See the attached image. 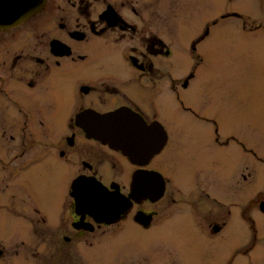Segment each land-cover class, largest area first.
I'll list each match as a JSON object with an SVG mask.
<instances>
[{
    "label": "flooded vegetation",
    "instance_id": "af4514ba",
    "mask_svg": "<svg viewBox=\"0 0 264 264\" xmlns=\"http://www.w3.org/2000/svg\"><path fill=\"white\" fill-rule=\"evenodd\" d=\"M254 45L264 0H44L0 30V264H154L177 222L198 264H264V153L200 108Z\"/></svg>",
    "mask_w": 264,
    "mask_h": 264
},
{
    "label": "rangeland",
    "instance_id": "374dc122",
    "mask_svg": "<svg viewBox=\"0 0 264 264\" xmlns=\"http://www.w3.org/2000/svg\"><path fill=\"white\" fill-rule=\"evenodd\" d=\"M226 49V47H225ZM226 51H223L224 62L220 66L216 78H210V85L207 83L206 93L211 97V104L203 102L200 108L217 111V117L221 124V132L224 136H235L238 141L244 144L255 146L264 153V45L252 48H244L237 51L234 58ZM199 104V103H197ZM185 120H190L189 118ZM174 170L176 168L174 167ZM41 180L44 181L42 186ZM48 177L38 178L39 191H49ZM46 188V189H45ZM7 192H0V204L6 200ZM240 208H237V215ZM0 216H6L0 210ZM181 220V219H180ZM254 222L256 232L255 250L263 249L264 253V216L259 212L258 207L254 209ZM177 222L175 227L168 230L170 235L159 239L158 251L154 264H161L170 259L169 264H198L200 253V240L188 239L187 230L184 224ZM233 232L239 231L237 229ZM145 238V237H142ZM220 248L216 252L217 259L228 256L232 253V242H220ZM171 246L173 252L167 250ZM208 257V256H207ZM202 264L204 258L201 255ZM153 260V259H152ZM224 258L221 259L223 262ZM244 259L239 258L237 264H244ZM219 262V261H218ZM208 263V262H207ZM209 264V263H208Z\"/></svg>",
    "mask_w": 264,
    "mask_h": 264
},
{
    "label": "water",
    "instance_id": "95a60500",
    "mask_svg": "<svg viewBox=\"0 0 264 264\" xmlns=\"http://www.w3.org/2000/svg\"><path fill=\"white\" fill-rule=\"evenodd\" d=\"M43 3L44 0H0V30L26 21L41 9ZM259 209L264 214V202Z\"/></svg>",
    "mask_w": 264,
    "mask_h": 264
}]
</instances>
